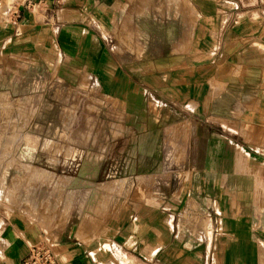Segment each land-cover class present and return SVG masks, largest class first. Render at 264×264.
<instances>
[{"label":"crops","instance_id":"0c3cea01","mask_svg":"<svg viewBox=\"0 0 264 264\" xmlns=\"http://www.w3.org/2000/svg\"><path fill=\"white\" fill-rule=\"evenodd\" d=\"M180 1L186 15L178 25L177 51L162 53H206L210 60L193 66L179 80L178 99L192 106V114L176 119L177 128L158 130L156 122L169 119L142 113L146 88L119 66L114 54L156 53L150 49L153 44L140 52L135 44L126 45L135 40L128 32L132 24L127 16L140 1L0 0V61L24 72L57 66L64 75H86L92 87L99 88L104 105H126L135 132L139 131L130 150L122 151L127 154L123 162L121 149H116L121 138L112 131L108 148L102 145L93 152L103 159L82 162V176H73L66 184L70 189L86 187L91 192L89 204L98 202L105 184L94 182V177L110 154L111 169L133 171L130 181L136 193L130 196L126 225H108L105 212L86 217L84 211L71 210L65 218L57 211L47 229L18 207L17 218L1 225L0 264H19L30 245L49 238L61 264H264V0ZM111 41L119 49L112 48ZM59 57L62 61L57 64ZM167 85L162 86L163 93L171 92V83ZM103 121L118 122L112 115ZM204 121L219 122L225 132L230 125L239 130L242 146H235L237 153L229 161H218L222 147L213 145V140L222 133L203 128ZM155 138H161L163 150L162 158L154 161L149 153L154 152ZM171 138L176 143L173 151L164 149V139L169 145ZM176 145L193 156L180 161ZM80 152L74 147L70 158L76 160ZM33 154L35 159V148ZM159 170L168 172V180L174 176L187 184L184 191L189 196L178 194L177 215L166 205L172 196L155 191L159 177L165 176ZM190 201L194 206L189 209ZM46 204L47 200L42 207ZM191 209L194 223L187 225L185 214ZM112 217L122 218L120 212ZM108 233H114L108 240L122 247L116 254L112 244H102Z\"/></svg>","mask_w":264,"mask_h":264},{"label":"rangeland","instance_id":"374dc122","mask_svg":"<svg viewBox=\"0 0 264 264\" xmlns=\"http://www.w3.org/2000/svg\"><path fill=\"white\" fill-rule=\"evenodd\" d=\"M154 1L137 0V5L128 10V21L133 25L128 27V32L135 40L132 43L127 42L126 45L135 44L140 52L149 50L146 45L153 44L150 49L156 53L114 54L119 66L131 73L138 79L139 84L146 88L142 113L154 119L162 120V116L169 119V122H156L158 130L168 126L173 129L177 128L175 120L183 114H192L193 109L178 99L179 80L181 81L193 66L209 63L210 58L206 53H162L177 51L180 38L178 25L185 18L186 9L180 0ZM109 38L112 39L113 36L109 35ZM157 39L175 44H170L169 47ZM110 43L112 48L119 49L115 42ZM61 61L62 57H59L57 64ZM72 74L64 75L57 66L51 69L38 66L36 70L30 67L24 72L12 69L0 61V230L4 221L17 218L18 207L25 211L26 216L41 222L47 229L52 227L57 211L63 212V218L71 210L84 211L86 217L105 212V220L110 226H124L128 223L130 196L136 193L135 186L130 181L133 171L119 166L117 169H111L108 164L110 154L105 158L103 168L99 169L94 177V182L105 184L101 187L102 193L98 202L89 204L91 192L86 187L70 189L66 186L73 176H82V162H97L103 159L93 152L101 149L102 145L108 146V137L112 131L121 138L116 149H121L119 159L122 162L127 155H123L122 151L130 150L131 140L139 132H135L137 129L129 118L126 105H104L98 98L99 88L92 87V80L86 79V75L81 73ZM148 81L151 83L147 84ZM168 82L171 83V92L163 93L162 86L167 87ZM99 114L102 115V120H99ZM109 115L116 117L118 122H104V118L108 120ZM2 117H5L3 122ZM202 127L222 133L213 140V145L222 147L217 154L218 158L222 157L219 162L229 161L232 155L237 153L235 146L241 149L242 139L237 128L230 125L225 132L219 122L211 125L207 121L203 122ZM232 129L236 130V133L231 132ZM157 140L159 144L156 143ZM174 141L171 138L167 145V139H164V149L176 150ZM29 145L36 149L34 160L24 159L20 152ZM153 145L151 151L154 152L149 155H153L155 161L162 158L161 138H155ZM180 145L183 146V143ZM74 147L81 151L79 157L73 158L76 160L70 158L74 156ZM177 150H180L176 154L182 162L193 156L186 153L185 148L177 147ZM89 154L90 157L87 158ZM158 172L159 175L164 173L165 176L159 177L154 186L155 191L172 196L166 205L177 215L178 194L180 197L184 194L189 196V192L184 191L187 184L184 181L179 183L174 176L168 180L166 170ZM121 179H124L122 187L117 190L118 181ZM143 198H146L145 195ZM46 200V206L42 207ZM141 203L136 206L139 207ZM188 204L189 209L191 206L193 208L191 201ZM156 205L162 208L161 202ZM113 212H120L122 218H113ZM191 212L187 211L185 214L187 225L194 223V215ZM177 218L176 216L175 224ZM113 235L114 233H108L102 244H112L113 241L108 239ZM202 244H207L206 238H203ZM111 247L115 254L117 249H122L117 242Z\"/></svg>","mask_w":264,"mask_h":264},{"label":"built area","instance_id":"2783aa9c","mask_svg":"<svg viewBox=\"0 0 264 264\" xmlns=\"http://www.w3.org/2000/svg\"><path fill=\"white\" fill-rule=\"evenodd\" d=\"M55 244L45 239L29 246L28 253L20 260L19 264H61L54 251Z\"/></svg>","mask_w":264,"mask_h":264},{"label":"bare ground","instance_id":"6f19581e","mask_svg":"<svg viewBox=\"0 0 264 264\" xmlns=\"http://www.w3.org/2000/svg\"><path fill=\"white\" fill-rule=\"evenodd\" d=\"M38 141V140H37ZM25 145V144H24ZM33 146L29 145V146H26V148L22 149V151H20L23 155V158L24 159H30V160H33L34 159V154H33ZM75 183L77 184H80L81 183V180L80 179H76L75 180ZM124 258V257H123ZM127 258V257H126ZM127 260V259H125ZM124 261V260H123ZM130 261V260H129ZM128 263V262H127Z\"/></svg>","mask_w":264,"mask_h":264}]
</instances>
